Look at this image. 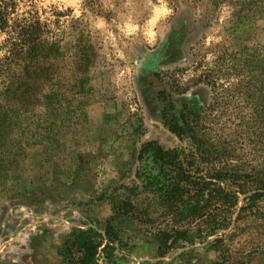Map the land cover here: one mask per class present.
Masks as SVG:
<instances>
[{
    "label": "rangeland",
    "instance_id": "obj_1",
    "mask_svg": "<svg viewBox=\"0 0 264 264\" xmlns=\"http://www.w3.org/2000/svg\"><path fill=\"white\" fill-rule=\"evenodd\" d=\"M11 1L14 14L47 21L55 48L42 94L0 140V264H61L59 248L73 230L104 223L113 199L135 184V209L113 221L119 240L99 264L219 261L209 246L215 235L159 254L163 229L199 232L144 188L158 172L140 149L154 140L188 150L189 138L165 124L171 104L204 146L235 165L237 182L264 177V0ZM252 191L239 194L223 232L243 264H264V197L232 231Z\"/></svg>",
    "mask_w": 264,
    "mask_h": 264
},
{
    "label": "trees",
    "instance_id": "obj_2",
    "mask_svg": "<svg viewBox=\"0 0 264 264\" xmlns=\"http://www.w3.org/2000/svg\"><path fill=\"white\" fill-rule=\"evenodd\" d=\"M14 11L15 2L0 0V33L4 35L0 41V52H3L0 55V140L14 127L19 111L29 110L42 94L50 78L48 49L55 48L47 42V21L41 20L36 13L27 11L26 15L18 16ZM91 62L89 54L81 58L86 68ZM162 114L168 128L179 137L187 136L190 144L186 151L185 148H164L154 140L143 143L140 155H150L158 172L146 175L144 188L160 197L164 211L171 217L179 216V223L193 222L194 231L199 234L191 237L188 226L181 224L163 229L158 237L159 254L163 255L182 241L192 243L196 237L206 239L215 235L209 246L218 253L220 260L211 264L224 261L230 264V258L243 264L227 247L225 238L228 234L223 230L232 223V210L238 203L239 194L253 190L243 198L245 204L239 208L232 231L238 227L236 222L241 212L264 197V177L250 185L245 181L237 182L239 173L235 165L225 162L220 149L203 145L196 132L191 130L184 113L177 115L173 105L169 104ZM228 182L235 186L231 187ZM136 188V184L127 187L125 199H113L114 214L98 227L73 230L59 248L63 257L61 264H99L101 257L110 259L115 242L119 240L113 221L135 209L136 202L131 194L137 195Z\"/></svg>",
    "mask_w": 264,
    "mask_h": 264
}]
</instances>
